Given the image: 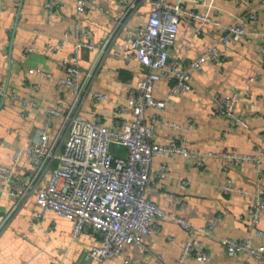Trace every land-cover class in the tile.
<instances>
[{"label":"crops","instance_id":"crops-1","mask_svg":"<svg viewBox=\"0 0 264 264\" xmlns=\"http://www.w3.org/2000/svg\"><path fill=\"white\" fill-rule=\"evenodd\" d=\"M46 1L0 0V8L3 9L0 15V84L6 86L7 93L35 102V106L26 111L17 100L4 98L0 102V165H11L18 149L38 137L44 123L41 107L58 102L68 106L71 101L66 91L57 89L55 79L63 74L62 61L72 51L75 0H61L49 21L43 6ZM130 1L97 0L102 10L88 7L81 16L88 39L99 42L106 37L113 27L110 18L123 15ZM149 1L137 0L124 15V26H119L108 51L101 55L91 70L92 75L87 81L89 90L104 93L107 100L85 99L79 109L83 118L106 126L131 121L130 114L117 113L114 106L126 103L130 88L136 85L145 70L136 61L126 64L112 52L117 51L121 55L132 52L126 41L125 28L146 23ZM169 1L180 2L211 18L209 23L202 25L198 35L195 33L198 21L181 19L170 50L171 57L185 64L207 47L217 45L221 59L216 63L206 62L200 72H193L189 89L168 98L164 109L149 107L145 110V122L151 124L155 120L152 143L182 140L187 147L201 153L199 159L202 164L192 156H154L144 194L167 213L182 217L194 226L212 222L213 236L187 233L175 220L165 217L157 221L156 231L142 235V246L125 245L120 256L101 262L86 259V250L97 239L95 230L88 229L73 238V222L52 212H45L40 220L35 221L34 216L40 207L34 190L19 204L18 210L0 232V264H18L21 261L28 264H126V258L131 264H157L158 256L165 264H178L181 247L189 239L201 241L211 253V259L198 262L188 258L182 264H263L243 254L228 256L219 238L241 241L251 235L249 208L255 193L264 194V173L263 181L258 182L252 163L224 169L222 159L208 153L235 149L240 153L254 154L264 145V0ZM252 11L257 12V18L245 24V38L221 45L219 40L226 34L225 28ZM35 29L41 30L42 34L32 51L28 52L25 48L32 42ZM65 35L67 40L62 48L48 47ZM94 57V52L81 50L77 66L87 71ZM32 67L45 70L53 78L30 74L28 70ZM252 76L255 79L248 81ZM169 84L168 77L162 78L153 90V96L166 98ZM213 93H238L235 113L246 121L247 127L234 126L217 116L211 97ZM164 121L177 126H167L162 123ZM58 126L59 119L53 120L46 130L48 135H54ZM114 152L123 154L124 149L115 147ZM54 164L52 161L50 166ZM161 164H165V175L158 178L155 173ZM262 168L264 171V155ZM32 172L29 157L23 150L15 166V176L28 181ZM48 172L39 180L40 185L46 183ZM227 179L244 189L245 194L222 191ZM182 181L187 182L184 188ZM4 189L0 181V221L15 201ZM260 228L263 234L254 238L256 246L264 245V215Z\"/></svg>","mask_w":264,"mask_h":264},{"label":"built area","instance_id":"built-area-1","mask_svg":"<svg viewBox=\"0 0 264 264\" xmlns=\"http://www.w3.org/2000/svg\"><path fill=\"white\" fill-rule=\"evenodd\" d=\"M137 0H131L124 14L110 18L113 27L99 42H93L87 37L82 27L81 16L88 7L102 10L97 0H75V23L72 31V51L62 61L63 74L55 79L59 91H66L71 101L68 106L62 102L55 105H44L41 110L44 115L42 131L36 139H31L27 145L18 149L13 162L9 166L0 165V181L6 193L13 196L15 201L0 221V232L8 219L18 210L19 204L35 190L36 203L40 211L35 214L38 221L45 212H52L73 222L72 237L88 229L95 230L97 239L95 244L86 250V259L101 262L105 259L116 258L121 255L125 245H141L142 235L157 230L159 219L170 217L187 233H201L213 236L214 224L208 222L202 226H194L186 219L171 215L158 207L153 201L145 197V188L149 181L150 165L156 155L195 157L198 164H202L201 153L187 147L182 140L169 141L165 144H155L150 141L154 135V121L145 122V110L149 107L161 110L167 104V99L178 96L189 89V79L193 72H200L206 62L216 63L221 59L217 45L207 47L197 57L188 63H182L171 57L170 50L174 45L179 21L189 19L198 21L195 33H201L203 24L209 23L211 18L207 14L196 12L185 7L182 3L169 0H150V10L146 23L135 27H126V41L132 52L125 55L113 51L114 57H121L126 64L136 61L145 73L135 86L131 87L127 101L117 104V113H128L130 122L109 126L98 121H90L82 117L79 109L85 99L106 101L107 96L99 91H90L87 85L91 77V70L97 65L102 54L108 51V46L119 26H124V15L130 11ZM204 3L205 0H192ZM61 4V0H47L44 10L48 21L54 10ZM3 9L0 8V15ZM257 18V12L252 11L238 18L225 28L219 43L228 45L245 38V24ZM257 34V32H253ZM42 31L34 30V37L25 50L32 51ZM66 36L59 39L55 45L48 44L51 49L62 48ZM81 50L95 53V57L87 71L77 66L78 55ZM262 66L264 68V49L262 52ZM30 74L52 79V75L39 67L28 70ZM168 77L170 84L166 98H155L153 90L162 78ZM255 76L249 77L253 81ZM212 100L217 116L225 118L234 126L247 127L246 121L236 115L235 107L238 93L222 95L213 93ZM8 98L20 102L24 111L35 106V102L14 93H7L6 86L0 84V102ZM59 119V126L54 135L49 136L47 128L52 121ZM167 126L176 127L173 122H162ZM192 125H188L190 128ZM115 147L124 149L123 154H116ZM25 151L32 166V176L26 181L15 176V166L19 154ZM256 153H240L235 149L220 153H208L218 156L223 161L224 169L229 166L252 163L256 168L258 182L263 181L262 156L264 145L256 149ZM54 161L55 164L50 166ZM46 183L39 184V180L48 171ZM165 164H161L155 176L165 175ZM187 182L182 181L184 188ZM4 189V190H5ZM224 192L245 194L244 189L236 187L230 179L221 187ZM264 215V194L255 193L249 208V224L251 235L241 241L223 237L219 238L228 256L240 254L250 256L264 264V245H254L255 237L263 234L260 221ZM192 258L198 262L211 259V253L198 240H186L182 245L178 264ZM157 264H165L161 257H157ZM126 264H131L129 258ZM18 264H28L21 261Z\"/></svg>","mask_w":264,"mask_h":264}]
</instances>
